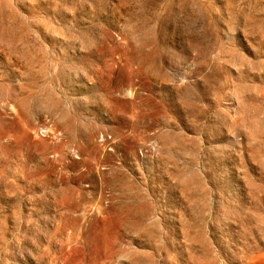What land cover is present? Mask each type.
Masks as SVG:
<instances>
[{
	"label": "rangeland",
	"instance_id": "obj_1",
	"mask_svg": "<svg viewBox=\"0 0 264 264\" xmlns=\"http://www.w3.org/2000/svg\"><path fill=\"white\" fill-rule=\"evenodd\" d=\"M0 264H264V0H0Z\"/></svg>",
	"mask_w": 264,
	"mask_h": 264
}]
</instances>
